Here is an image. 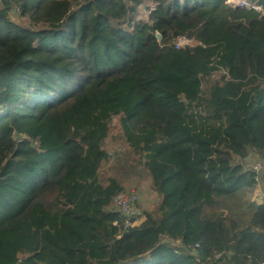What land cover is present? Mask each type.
I'll list each match as a JSON object with an SVG mask.
<instances>
[{"label":"trees","instance_id":"16d2710c","mask_svg":"<svg viewBox=\"0 0 264 264\" xmlns=\"http://www.w3.org/2000/svg\"><path fill=\"white\" fill-rule=\"evenodd\" d=\"M245 1L145 20L141 0H0V264H264V162H243L264 160V0ZM132 178L160 201L123 228Z\"/></svg>","mask_w":264,"mask_h":264},{"label":"rangeland","instance_id":"374dc122","mask_svg":"<svg viewBox=\"0 0 264 264\" xmlns=\"http://www.w3.org/2000/svg\"><path fill=\"white\" fill-rule=\"evenodd\" d=\"M241 0H228V2L233 5H237ZM245 1V0H243ZM156 4L154 0H141L139 6L137 7L136 19L148 20L151 11L155 8ZM13 18L20 21L23 25L29 26V21L26 18H21L17 13L13 12ZM112 153H119L120 148L114 146L109 148ZM245 168L254 169L255 165L264 162V160L253 150H250L248 156L243 160ZM259 178L255 189L250 194V197L256 202H261L264 200V169L258 173ZM258 176V175H257ZM134 178V177H133ZM132 178V183L134 186L127 188V191H135L139 196L138 208L139 209H154L157 207L160 201V196L151 187L149 180H143L135 186V179Z\"/></svg>","mask_w":264,"mask_h":264},{"label":"built area","instance_id":"2783aa9c","mask_svg":"<svg viewBox=\"0 0 264 264\" xmlns=\"http://www.w3.org/2000/svg\"><path fill=\"white\" fill-rule=\"evenodd\" d=\"M174 44L176 48H185L186 46L194 45L195 39L188 36H179L174 41ZM262 168L263 164L258 163L255 165L254 170L258 173ZM255 179L258 180L257 175L255 176ZM138 201L139 196L135 191L120 190L115 194L113 198V207L120 211L122 215L123 219L121 225L123 228H128L136 224L139 212ZM173 241H175V243L179 242V240ZM196 246H198V244H196Z\"/></svg>","mask_w":264,"mask_h":264},{"label":"crops","instance_id":"0c3cea01","mask_svg":"<svg viewBox=\"0 0 264 264\" xmlns=\"http://www.w3.org/2000/svg\"><path fill=\"white\" fill-rule=\"evenodd\" d=\"M139 212H138V219H137L136 224H140V222L144 219V216L143 215L141 217H139V215H141V209H139Z\"/></svg>","mask_w":264,"mask_h":264},{"label":"water","instance_id":"95a60500","mask_svg":"<svg viewBox=\"0 0 264 264\" xmlns=\"http://www.w3.org/2000/svg\"><path fill=\"white\" fill-rule=\"evenodd\" d=\"M156 36H157V39L160 41L161 38H162V35H161L159 32H157V33H156ZM139 213H140V212H139Z\"/></svg>","mask_w":264,"mask_h":264},{"label":"bare ground","instance_id":"6f19581e","mask_svg":"<svg viewBox=\"0 0 264 264\" xmlns=\"http://www.w3.org/2000/svg\"><path fill=\"white\" fill-rule=\"evenodd\" d=\"M243 4H245V1L241 0V1L237 4V6H241V5H243Z\"/></svg>","mask_w":264,"mask_h":264}]
</instances>
